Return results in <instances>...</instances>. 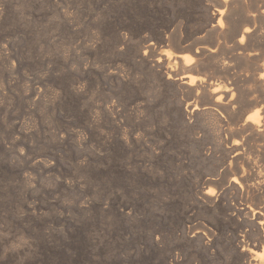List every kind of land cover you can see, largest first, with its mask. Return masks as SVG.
Instances as JSON below:
<instances>
[{
	"label": "rangeland",
	"instance_id": "rangeland-1",
	"mask_svg": "<svg viewBox=\"0 0 264 264\" xmlns=\"http://www.w3.org/2000/svg\"><path fill=\"white\" fill-rule=\"evenodd\" d=\"M212 5L0 0V264L264 263Z\"/></svg>",
	"mask_w": 264,
	"mask_h": 264
},
{
	"label": "bare ground",
	"instance_id": "bare-ground-1",
	"mask_svg": "<svg viewBox=\"0 0 264 264\" xmlns=\"http://www.w3.org/2000/svg\"><path fill=\"white\" fill-rule=\"evenodd\" d=\"M209 1L212 2L219 14L217 27L215 26L216 32L225 37V44L228 48L227 58L219 66L225 74L226 82L220 83L223 87L220 94L216 96V101L217 105L224 110L231 120L230 123L233 127L229 134L239 138L235 143L236 156H238L236 159L240 167L243 168V172L248 169V174L245 173L246 175L243 176L247 196L250 200L254 198L258 200L255 204L253 201L254 211L256 216L258 215L260 218L261 229L264 232V0ZM212 28L214 29V27ZM193 53L194 57L201 61L204 56L207 57L209 54L216 53V48L202 47ZM180 57L190 63L194 60V57H191L187 52L180 54ZM237 60H243L244 66L237 67ZM193 75L192 73L187 75L190 85H193L196 79V75ZM213 89V93H216L215 87ZM247 147L254 153H258L257 160L247 156ZM249 202L251 203V201ZM256 245L262 248L261 252L257 250L256 253L260 257L258 260H262L264 257V236H261Z\"/></svg>",
	"mask_w": 264,
	"mask_h": 264
},
{
	"label": "water",
	"instance_id": "water-1",
	"mask_svg": "<svg viewBox=\"0 0 264 264\" xmlns=\"http://www.w3.org/2000/svg\"><path fill=\"white\" fill-rule=\"evenodd\" d=\"M175 75H178V74H175Z\"/></svg>",
	"mask_w": 264,
	"mask_h": 264
}]
</instances>
